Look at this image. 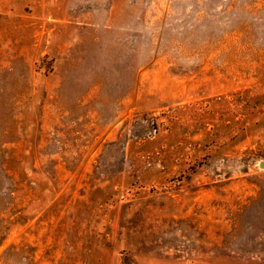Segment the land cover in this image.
<instances>
[{
  "label": "rangeland",
  "instance_id": "rangeland-1",
  "mask_svg": "<svg viewBox=\"0 0 264 264\" xmlns=\"http://www.w3.org/2000/svg\"><path fill=\"white\" fill-rule=\"evenodd\" d=\"M0 264H264V0H0Z\"/></svg>",
  "mask_w": 264,
  "mask_h": 264
}]
</instances>
